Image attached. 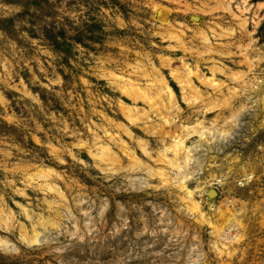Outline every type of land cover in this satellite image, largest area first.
Masks as SVG:
<instances>
[{
  "label": "rangeland",
  "instance_id": "obj_1",
  "mask_svg": "<svg viewBox=\"0 0 264 264\" xmlns=\"http://www.w3.org/2000/svg\"><path fill=\"white\" fill-rule=\"evenodd\" d=\"M231 1L238 17L226 10L228 0H0V240L7 241L0 264H264V99L256 100L264 93V0H246L242 14L236 5L243 0ZM241 17L256 39L247 53L260 57L247 76L253 86L240 95L246 109L227 144L195 136L186 143H201L205 157L188 182L209 218L202 220L175 184L125 167L130 159L108 132L153 167L158 162L143 155L138 141L157 156L171 138L163 142L128 120L122 105L148 106L133 103L117 79L145 86L149 79L134 68L153 67L175 90L181 121L220 126L227 110L201 115L183 99L171 68L197 63L209 75L206 58L214 57L245 70ZM210 27L224 55L196 57L195 49H203L198 31L210 35ZM173 31L190 51L172 47ZM148 116L153 125L162 122ZM107 144L118 162L103 152ZM134 177L149 185L134 187ZM34 234L47 238L29 243Z\"/></svg>",
  "mask_w": 264,
  "mask_h": 264
},
{
  "label": "bare ground",
  "instance_id": "obj_2",
  "mask_svg": "<svg viewBox=\"0 0 264 264\" xmlns=\"http://www.w3.org/2000/svg\"><path fill=\"white\" fill-rule=\"evenodd\" d=\"M230 2L232 1L228 0V4L227 6H225L226 10L232 17H238L239 15H236L234 13ZM240 4L241 5L236 6L238 9H241V14L244 12V10H249V4L246 3V0H243L242 2H240ZM239 24L241 25L242 30H246V34L248 35V42H246V44H244V46L242 47L239 46L240 49L238 54L241 57L239 61H241V63L246 67L245 70H234L231 67H228L221 62L216 61L214 57L206 58V61L210 63L207 67V69L209 68L210 70L209 75L203 72L197 63L192 66L190 64H187L186 62H182L177 68H171V74L175 78V81L178 83V85H180L182 88L181 93L183 99L188 102V105L190 104L191 106L193 105L194 107H196L197 110L200 108V112H202L201 115L205 116V114L213 112L218 106H223V108L227 110L228 113L220 117V121L223 122L220 126H216L213 121H211L209 124H205L203 119L198 121H181L179 119L181 109L178 104V97L175 90L173 89L170 82L167 81L164 76L160 72H158L157 69H153V67L150 71L148 68L140 66H136L134 68H137L138 71L141 70L142 76L144 75L149 79L147 80L145 86H141L140 83H138L137 81H133V79H130L126 76L119 75L121 76L119 77L117 75L119 78L116 77V79L118 78L117 80L121 81V83L119 84L121 90L129 97H131L133 103H136V100L140 99L148 106V109H145L143 107H137L136 105L131 106L124 103L125 105H122V110L128 120L130 122L141 125V127L147 133H157L159 135H162L161 141L163 142L165 141L166 137L171 138V141H167V143H165L166 145L164 149L158 151L157 156H153L147 149L146 141H138V145L142 150L143 155L151 158L153 161L158 162L159 166L153 167L141 160L135 154V152L130 149L126 143H124V141H121L118 137L108 132L107 135L110 141L117 143L118 141L121 142L119 144L121 148L120 150H122V153L130 159V163L125 167L128 168L130 167V165H132L135 169H144V171H146V173H148V175L151 177L154 175H158L163 184H175V186L179 187L180 190L185 193H183L184 198H182L187 203V208L193 210V212H197L202 220H208L209 218L207 219L205 213L201 211L199 203L193 199L192 190L188 187V182L190 179L195 178V175L200 173V169L202 168L205 157L204 154L200 151L201 143H196L190 147H188L186 143L189 138L195 136L203 140L212 139L213 141H216V143L221 145L227 144L230 140L229 138H231L234 127L237 126L240 122L239 116L242 114L241 112L246 109V103L241 101L240 95H243L249 87L251 88L253 86V80H251L247 76L250 72L252 73V70L255 69V60H258L260 57L258 55L251 57V55L247 53L248 48L255 44L256 39L250 35L252 31L246 29V17L239 18ZM174 30L177 29L174 28ZM209 31L210 35L205 33L203 30L198 31V38L202 43L203 49L200 51L195 49L196 57H202L203 53H215L220 56L224 55V52H219L220 50L218 51L217 49H215V46H213L212 41L210 40V37L216 38L220 36V34L216 33L211 27ZM230 33H232V31ZM182 37L183 36L180 37L177 32L175 33V31L170 32L169 38L176 42V45L170 46H175V48L177 46L182 50L188 49L190 51V48L186 46L185 41L182 40ZM227 54L230 53L227 52L225 55ZM168 60L169 58L167 59V61ZM134 69L133 73H136L137 71H134ZM216 75H222L230 81L236 82L239 87L235 88L229 86L226 82H224L225 80L223 81L217 78ZM200 86L209 89V91L201 89ZM251 92H255L254 96L257 95L256 91L253 90ZM236 99L240 101L239 104L235 105L234 101ZM257 99L263 100L264 93L262 95H258L256 100ZM148 111H151L159 116L162 122L153 125L154 121L150 116H148ZM170 123H172L175 128H173ZM119 127H121V124L119 125ZM124 130L126 133L131 135V132L130 130H128V128H124ZM101 148L103 152L106 153V155L110 158V162H118L117 155L114 151H112L108 144L106 146L101 145ZM122 168L124 167L122 166ZM130 184H134V187L136 188H141L149 185L147 180L143 177L130 178ZM50 189L56 191V193H58L61 198L63 197L62 193L57 190V188L50 187ZM234 219V214H232V216H230V218L228 219L229 223L226 226L229 231L228 233H230V229L233 228L232 226L236 223ZM222 229L225 230L226 228ZM218 233L222 234L219 231ZM219 234L218 236H220ZM225 234L227 233H224V235ZM231 235L232 236L230 240L237 239L235 235ZM46 238L47 237L45 236L39 237L38 234H36L32 239H28V242H43L46 240ZM0 241V245L7 249V241Z\"/></svg>",
  "mask_w": 264,
  "mask_h": 264
}]
</instances>
